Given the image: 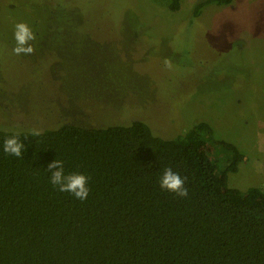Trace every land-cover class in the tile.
I'll return each instance as SVG.
<instances>
[{
	"label": "rangeland",
	"instance_id": "1",
	"mask_svg": "<svg viewBox=\"0 0 264 264\" xmlns=\"http://www.w3.org/2000/svg\"><path fill=\"white\" fill-rule=\"evenodd\" d=\"M198 1L0 0V127L141 118L170 138L204 121L243 154L228 185L264 190V0L193 17ZM19 22L31 55L12 51Z\"/></svg>",
	"mask_w": 264,
	"mask_h": 264
},
{
	"label": "trees",
	"instance_id": "2",
	"mask_svg": "<svg viewBox=\"0 0 264 264\" xmlns=\"http://www.w3.org/2000/svg\"><path fill=\"white\" fill-rule=\"evenodd\" d=\"M167 1L172 11L182 2ZM231 2L200 0L191 16ZM181 132L160 137L141 118L0 127V264H264V190L227 182L242 152L204 121ZM13 135L22 158L3 150ZM55 159L89 177L86 200L51 184ZM169 167L186 197L160 188Z\"/></svg>",
	"mask_w": 264,
	"mask_h": 264
},
{
	"label": "clouds",
	"instance_id": "3",
	"mask_svg": "<svg viewBox=\"0 0 264 264\" xmlns=\"http://www.w3.org/2000/svg\"><path fill=\"white\" fill-rule=\"evenodd\" d=\"M13 38L16 46L13 48V53L16 55H31L35 48L32 42L36 40V35L30 26L25 22H19L14 26ZM166 67H171L170 61H165ZM38 134V133H35ZM25 145L21 143L18 135H13L5 138L3 150L8 155H13L17 158H22ZM50 171V182L61 192H68L76 199L84 201L87 199L90 188L89 177L82 173H68L64 171V161L55 159L48 164ZM186 178L174 172L170 167L165 168L159 178V186L162 190L174 193L178 197H186L188 189L185 187Z\"/></svg>",
	"mask_w": 264,
	"mask_h": 264
}]
</instances>
